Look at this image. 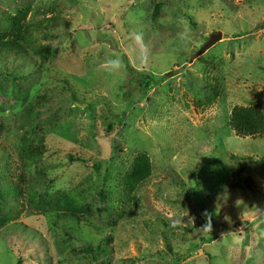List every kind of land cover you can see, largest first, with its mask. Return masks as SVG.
I'll return each mask as SVG.
<instances>
[{"label":"rangeland","instance_id":"rangeland-1","mask_svg":"<svg viewBox=\"0 0 264 264\" xmlns=\"http://www.w3.org/2000/svg\"><path fill=\"white\" fill-rule=\"evenodd\" d=\"M255 101L264 0H0V264H264Z\"/></svg>","mask_w":264,"mask_h":264},{"label":"trees","instance_id":"trees-1","mask_svg":"<svg viewBox=\"0 0 264 264\" xmlns=\"http://www.w3.org/2000/svg\"><path fill=\"white\" fill-rule=\"evenodd\" d=\"M156 13H158V7L156 9ZM22 28L25 26L20 24ZM3 41L5 43V49L9 52L17 53L21 49V45L18 40H14L10 37L7 38V35L4 36ZM124 62L127 66H130V62L127 57H124ZM148 78V77H147ZM230 125L235 130L237 136L240 137H258L264 134V103L260 101H255L248 106H237L232 110ZM144 162L137 163L136 166H147L150 168L149 161H147L146 157L142 158ZM149 169L145 168H135V173L133 175H129L126 177L127 185L129 191L132 192L136 185H138L144 175L148 174ZM125 184V183H124ZM126 185V184H125ZM74 214H77L75 211L70 214H65L68 219L78 217ZM105 249L104 248H100ZM20 264V263H19ZM153 264V263H151Z\"/></svg>","mask_w":264,"mask_h":264},{"label":"water","instance_id":"water-1","mask_svg":"<svg viewBox=\"0 0 264 264\" xmlns=\"http://www.w3.org/2000/svg\"><path fill=\"white\" fill-rule=\"evenodd\" d=\"M223 38L222 31H214L211 33L209 39L201 45V47L195 51L194 56L198 57L206 53L210 48L214 47Z\"/></svg>","mask_w":264,"mask_h":264},{"label":"clouds","instance_id":"clouds-1","mask_svg":"<svg viewBox=\"0 0 264 264\" xmlns=\"http://www.w3.org/2000/svg\"><path fill=\"white\" fill-rule=\"evenodd\" d=\"M111 64H112L113 67L118 68L119 65H120V61L119 60H114V61H111Z\"/></svg>","mask_w":264,"mask_h":264}]
</instances>
